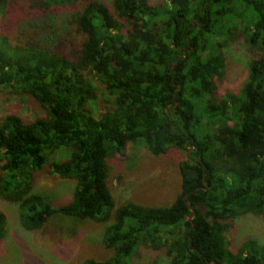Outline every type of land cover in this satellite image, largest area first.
Listing matches in <instances>:
<instances>
[{"label": "trees", "instance_id": "obj_1", "mask_svg": "<svg viewBox=\"0 0 264 264\" xmlns=\"http://www.w3.org/2000/svg\"><path fill=\"white\" fill-rule=\"evenodd\" d=\"M113 9L0 0L4 26L22 20L19 43L0 37V89L46 111L31 122L1 118L0 197L18 206L27 231L60 215L113 218L103 244L114 256L79 264H129L142 245L165 249V264H264V244L249 238L233 249L227 237L243 215L264 219V0H114ZM240 40L254 57L248 76L239 92L221 94L224 49ZM93 79L114 99L98 117ZM128 143L156 156L189 153L172 205L114 212L108 159ZM45 169L76 181L70 202L34 191ZM7 235L0 210V243Z\"/></svg>", "mask_w": 264, "mask_h": 264}, {"label": "rangeland", "instance_id": "obj_2", "mask_svg": "<svg viewBox=\"0 0 264 264\" xmlns=\"http://www.w3.org/2000/svg\"><path fill=\"white\" fill-rule=\"evenodd\" d=\"M101 1L114 12V0ZM3 21L0 16V37L7 35L14 43H19L22 20L14 22L12 27L4 26ZM224 52L226 73L219 82V90L221 94L239 92L248 76L253 54L244 40L226 47ZM91 83L96 91L91 105L98 117L113 106L114 99L94 79ZM9 114H17L31 122L44 117L46 111L32 96L0 89V120ZM187 154L173 149L156 156L143 143H128L123 153L112 155L108 159V183L115 201L114 212L129 202L145 207L172 205L181 194L179 166ZM75 186L74 179H63L45 169L36 175L34 191L48 195L60 205L72 200ZM0 210L8 218V235L0 243V264H79L88 259L106 261L114 256V251L103 244L106 228L113 218L108 223H99L60 215L36 231H27L19 221L16 204L0 197ZM227 237L233 249L249 238L264 244V219L254 214L243 215L230 227ZM166 261L165 249L142 245L129 264H165Z\"/></svg>", "mask_w": 264, "mask_h": 264}, {"label": "water", "instance_id": "obj_3", "mask_svg": "<svg viewBox=\"0 0 264 264\" xmlns=\"http://www.w3.org/2000/svg\"><path fill=\"white\" fill-rule=\"evenodd\" d=\"M189 154V153H188ZM187 154V155H188ZM185 199H186V197H185ZM187 204H188V206L190 207V209H191V211H192V216H191V220L195 217V215H196V212H195V210L191 207V205H190V203L189 202H187Z\"/></svg>", "mask_w": 264, "mask_h": 264}]
</instances>
